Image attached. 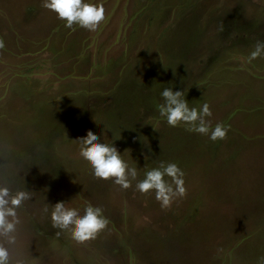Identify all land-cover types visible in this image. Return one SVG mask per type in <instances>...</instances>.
Returning a JSON list of instances; mask_svg holds the SVG:
<instances>
[{"label":"rangeland","instance_id":"obj_1","mask_svg":"<svg viewBox=\"0 0 264 264\" xmlns=\"http://www.w3.org/2000/svg\"><path fill=\"white\" fill-rule=\"evenodd\" d=\"M85 2L104 8L94 30L29 22L41 2L0 0V186L29 193L14 242L0 237L10 264H264V56L248 59L264 0ZM164 87L207 102L224 138L168 125ZM88 130L136 167L128 188L92 175ZM161 162L183 172L167 207L135 188ZM56 201L100 207L107 224L77 242L52 227Z\"/></svg>","mask_w":264,"mask_h":264},{"label":"clouds","instance_id":"obj_2","mask_svg":"<svg viewBox=\"0 0 264 264\" xmlns=\"http://www.w3.org/2000/svg\"><path fill=\"white\" fill-rule=\"evenodd\" d=\"M41 4L42 7L53 11L59 19H63L65 27L69 28L75 23L88 30H94L105 19L102 5L85 0H41ZM258 56H264V41L256 43L248 59L251 61ZM160 96L163 102L158 105L159 114L165 118L168 125L176 126L184 122L190 131L208 134L210 140L224 138L226 129L221 124L217 123L211 130L209 129V124L205 120V117L211 114L207 102L203 103L199 110L196 107L190 108L184 91L173 90L172 87H164ZM79 141V155L89 163L93 176L100 179L111 177L112 182L121 188H128L131 182L136 180V167L130 166L121 158L113 143L100 142V136L91 130L79 137ZM164 176L170 177L172 183L166 182ZM135 188L141 193L154 190L155 198L161 207H167L174 197L184 195L183 172L174 162H161L158 167L146 170L143 179L136 181ZM28 198L29 193L25 190H17L10 195L7 187L0 186V237L6 236L8 243L15 240L11 235L18 222L15 210ZM45 210L48 211L52 227L67 230L71 238L77 242L94 238L107 224L101 208L91 204L85 205L83 214L76 208L67 207L64 201H56L51 204L50 209L46 206ZM0 264H10L9 250L2 243Z\"/></svg>","mask_w":264,"mask_h":264},{"label":"crops","instance_id":"obj_3","mask_svg":"<svg viewBox=\"0 0 264 264\" xmlns=\"http://www.w3.org/2000/svg\"><path fill=\"white\" fill-rule=\"evenodd\" d=\"M38 2H41V1L38 0ZM40 11L41 10H39L38 12L34 11L33 17L31 19V21H29V22L44 23V22H53V21H55L57 19V15L53 11H50V10H48L46 8L43 9V11H42L43 13H41ZM51 28L53 29V33L55 32L54 25H53V27L48 26L46 31H48L49 34L51 32ZM34 29H36V32H37V30H39L38 27H36ZM40 31H38V33L41 34ZM42 32H44V31H42ZM36 37L39 38L40 37L39 34L36 35Z\"/></svg>","mask_w":264,"mask_h":264},{"label":"trees","instance_id":"obj_4","mask_svg":"<svg viewBox=\"0 0 264 264\" xmlns=\"http://www.w3.org/2000/svg\"><path fill=\"white\" fill-rule=\"evenodd\" d=\"M20 73H22V72H20Z\"/></svg>","mask_w":264,"mask_h":264}]
</instances>
